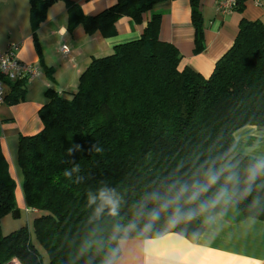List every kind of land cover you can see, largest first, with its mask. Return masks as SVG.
Here are the masks:
<instances>
[{"label": "trees", "instance_id": "16d2710c", "mask_svg": "<svg viewBox=\"0 0 264 264\" xmlns=\"http://www.w3.org/2000/svg\"><path fill=\"white\" fill-rule=\"evenodd\" d=\"M59 1L66 0H28L41 65L36 32L47 9ZM111 1L110 7L92 17L70 5L69 29L82 25L86 35L107 39L116 35L115 23L120 18L140 25L150 13L140 38L92 59L74 91L46 90V102L38 111L41 130L18 138L16 162L22 175L23 204L26 213L36 215L32 231L24 226L8 235L2 233L1 220L18 208L17 185L0 140V264H44L39 247L47 255L46 264H104L108 258L114 264L120 256V240L176 234L194 242L209 227L204 216L171 227L169 212L149 231H142L141 220L137 230L126 235L115 233L114 227L133 219L146 194L158 191L163 195L176 181L203 182L206 161L225 157L242 181L245 169L258 160L235 154L233 134L246 126L264 130V24L240 22L232 47L204 78L189 67L180 68L182 57L176 47L160 41V17L152 10L165 0ZM190 6L200 47L204 33L200 0H190ZM38 68L40 77L44 71L52 79L50 68ZM34 80L11 81L0 75L3 105L25 102ZM75 144L81 150L68 155L67 149ZM93 144L104 151H90ZM74 164L81 171L69 180L63 171ZM76 176L84 180L74 183ZM223 182L222 177L200 200L212 197ZM101 186L114 188L122 198L118 216L105 210L94 218L95 205L88 206L87 194ZM257 198L259 203L253 207ZM198 203L181 201V207L196 208ZM154 206L150 203L148 208ZM221 212L233 221L264 220V176L257 179L249 196L226 208L218 206L210 214Z\"/></svg>", "mask_w": 264, "mask_h": 264}, {"label": "crops", "instance_id": "0c3cea01", "mask_svg": "<svg viewBox=\"0 0 264 264\" xmlns=\"http://www.w3.org/2000/svg\"><path fill=\"white\" fill-rule=\"evenodd\" d=\"M13 1L14 8L0 12V23L1 19L8 21L6 27L0 25V50L18 44L16 58L42 71L44 67L50 68L52 79L43 71L39 79L29 83L25 102L0 107V140L7 159L11 157L10 147L17 145L20 136L41 130L38 111L46 102V90L74 91L92 59L110 55L117 45L138 40L150 18V13L145 14L138 25L122 17L115 23L116 35L104 39L99 34L86 35L82 25L70 30L68 9L73 4L83 16L92 17L110 7L111 0L55 2L47 9L46 19L36 32L41 65L34 46L28 0ZM200 10L204 27L200 47L195 42L190 0H165L152 11L160 17V41L175 46L182 57L180 68L189 67L208 78L216 62L232 47L240 22L264 24V0L260 5L241 0L227 16L217 11L214 0H200ZM62 46L69 49L68 55L61 54ZM233 139L235 154L264 159V130L246 126L237 130ZM118 246L120 256L114 264H264V220L233 221L219 216L194 242L167 234L157 239L120 240Z\"/></svg>", "mask_w": 264, "mask_h": 264}, {"label": "clouds", "instance_id": "9594fccd", "mask_svg": "<svg viewBox=\"0 0 264 264\" xmlns=\"http://www.w3.org/2000/svg\"><path fill=\"white\" fill-rule=\"evenodd\" d=\"M80 150L81 145L75 144L67 149V154L74 155ZM90 151L100 154L104 149L93 144ZM205 163L207 164V168L203 172V182L200 179H194L191 184L176 181L167 188L163 195L158 191L146 194L138 203L133 219L127 225L117 224L114 227V232H122L126 235L137 230L141 220L144 221L142 231L147 232L152 229L162 214H168L169 212L168 224L171 227H176L182 223L187 224L197 216H204V223L211 225L217 221L219 216L223 215V212L218 215H212L210 214L212 210L218 206L226 208L229 204L246 198L252 193L257 179L260 176H264V159H258L250 163L245 169L242 181L239 175L233 171L235 165L230 160H226L225 157H217ZM80 171V165L74 164L71 169L63 171V176L72 180L73 173H79ZM222 177L224 182L217 189L216 193L207 200H200L201 196L210 187L218 184ZM83 180V176H76L73 182L78 184ZM181 201H184L186 204H193L197 201L199 203L196 208L185 210L181 207ZM121 202L122 198L116 190L107 186H101L96 192L89 191L87 194L88 206L95 205L94 218H99L105 210L112 217L118 216ZM150 203L155 205L151 209L148 208ZM258 203L259 198L253 200V207ZM104 264H113V261L108 258L104 261Z\"/></svg>", "mask_w": 264, "mask_h": 264}, {"label": "built area", "instance_id": "2783aa9c", "mask_svg": "<svg viewBox=\"0 0 264 264\" xmlns=\"http://www.w3.org/2000/svg\"><path fill=\"white\" fill-rule=\"evenodd\" d=\"M241 0H214L217 11L227 16L231 14ZM251 1L255 5H260L261 0H244ZM19 50L18 44H11L5 50H0V75L7 80L16 81L20 79L34 80L41 75V71L37 66L20 62L16 58V53ZM63 55L69 54V49L66 46L60 48ZM4 89L0 82V107L3 106ZM13 264H18L14 262Z\"/></svg>", "mask_w": 264, "mask_h": 264}, {"label": "rangeland", "instance_id": "374dc122", "mask_svg": "<svg viewBox=\"0 0 264 264\" xmlns=\"http://www.w3.org/2000/svg\"><path fill=\"white\" fill-rule=\"evenodd\" d=\"M15 2L13 0L8 1L5 3V0H0V12L4 13L9 7L14 8ZM0 25L4 28L8 24V21L3 22L1 19ZM18 145V143H17ZM17 145L15 147H10V153L11 157H8V163L9 167L12 173V177L15 180V183L17 185V190L15 192L16 196V205L19 212V217H16L13 215V213L9 214L8 216L4 217L1 220V230L3 235H8L11 232H14L21 227L28 226V228L32 231V221L35 218V214L32 212H27L25 210L23 199H22V193H21V185H22V175L19 167L17 166L16 162V155H17ZM33 242L37 243L35 238L33 237ZM40 253L42 255L43 263H47V255L42 250V248L39 247Z\"/></svg>", "mask_w": 264, "mask_h": 264}, {"label": "water", "instance_id": "95a60500", "mask_svg": "<svg viewBox=\"0 0 264 264\" xmlns=\"http://www.w3.org/2000/svg\"><path fill=\"white\" fill-rule=\"evenodd\" d=\"M13 215L19 217V212H14Z\"/></svg>", "mask_w": 264, "mask_h": 264}]
</instances>
